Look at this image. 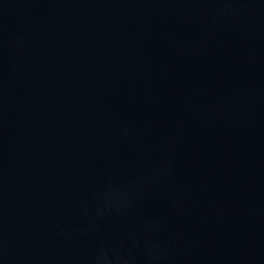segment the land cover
Masks as SVG:
<instances>
[{
	"label": "water",
	"instance_id": "95a60500",
	"mask_svg": "<svg viewBox=\"0 0 264 264\" xmlns=\"http://www.w3.org/2000/svg\"><path fill=\"white\" fill-rule=\"evenodd\" d=\"M0 264H264V0H0Z\"/></svg>",
	"mask_w": 264,
	"mask_h": 264
}]
</instances>
